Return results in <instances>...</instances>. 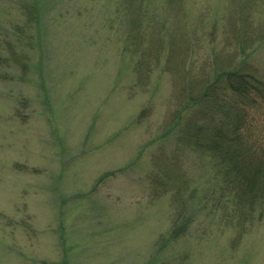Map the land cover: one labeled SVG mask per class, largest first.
Instances as JSON below:
<instances>
[{
  "label": "rangeland",
  "instance_id": "obj_1",
  "mask_svg": "<svg viewBox=\"0 0 264 264\" xmlns=\"http://www.w3.org/2000/svg\"><path fill=\"white\" fill-rule=\"evenodd\" d=\"M29 1L0 0V264H264V214L241 228L209 155L184 149L177 129L161 136L180 83L163 58L132 69L120 0H40L27 21ZM187 1L192 74L210 75L215 50L264 79V41L208 36L250 0ZM246 14L264 28V0ZM184 216L186 232L167 240Z\"/></svg>",
  "mask_w": 264,
  "mask_h": 264
},
{
  "label": "trees",
  "instance_id": "obj_2",
  "mask_svg": "<svg viewBox=\"0 0 264 264\" xmlns=\"http://www.w3.org/2000/svg\"><path fill=\"white\" fill-rule=\"evenodd\" d=\"M152 2L156 4L155 0H120L118 11L128 21V26L123 28V47L129 54V63L135 73L146 74L149 62L163 58L166 70L172 72L180 86L173 92L178 103L174 119L161 136L177 129L184 149L209 155L214 186L228 201L233 193V206L241 214V228H244L254 215L259 220L264 214V131L262 121L255 123L256 115H264V79L250 66L248 57L234 63L233 58L215 50L210 75L204 74L205 65L199 75H193L187 54L191 43L200 36L199 28L190 23L191 5L187 0H159L155 7ZM29 3L27 8H21L28 15L27 21L38 19L42 2L30 0ZM252 3L250 0L241 6L233 5L231 12L218 14L215 21L220 26L213 24L208 36L226 30L225 41L231 35L241 39L243 46L253 45L254 39L264 41V28L253 26L247 18ZM163 16L173 24L166 26L167 20L158 21ZM221 21L226 25L222 26ZM241 21L248 27L241 26ZM24 43L29 44L27 37ZM241 53L249 56L242 46ZM18 60L23 66L24 59ZM144 113L141 111L138 118ZM107 175L103 173L100 178ZM190 222L188 216L176 220L167 240H177Z\"/></svg>",
  "mask_w": 264,
  "mask_h": 264
}]
</instances>
